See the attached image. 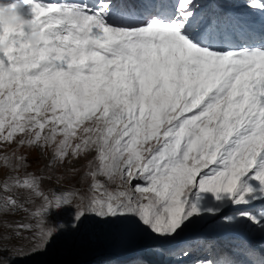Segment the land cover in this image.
<instances>
[{"label": "snow or ice", "instance_id": "snow-or-ice-1", "mask_svg": "<svg viewBox=\"0 0 264 264\" xmlns=\"http://www.w3.org/2000/svg\"><path fill=\"white\" fill-rule=\"evenodd\" d=\"M24 2L44 39L0 52V264L90 224L177 264H264L195 235L264 236V0L258 29L214 2Z\"/></svg>", "mask_w": 264, "mask_h": 264}, {"label": "rangeland", "instance_id": "rangeland-1", "mask_svg": "<svg viewBox=\"0 0 264 264\" xmlns=\"http://www.w3.org/2000/svg\"><path fill=\"white\" fill-rule=\"evenodd\" d=\"M39 2L45 4L72 3L82 2V0H39ZM83 2L92 3L94 0H83ZM0 3L17 4L25 19L33 18L30 6L26 5L24 0H0ZM250 3L251 0H247L246 3L242 5L240 3L238 6L231 7L230 10L237 12L258 29L262 21L259 15H252L254 10L249 7ZM256 42H259L258 34ZM26 154L32 165L29 171L38 172L46 163V160L42 159L36 151ZM72 211V209H67L57 219H70ZM24 235L28 236L29 234L25 233ZM195 235L207 241L221 255L224 254L221 252L222 249H219L217 240H225L227 243L234 244L243 241L252 248L264 251V236L248 231L241 233L227 231L212 221L201 225ZM10 244L28 246L25 240L13 239ZM158 248L163 251H156ZM168 252V247L157 241L144 239L135 243L129 242L101 226L90 224L79 232H69L58 236L48 246L45 253L28 258H16L13 264H177V258L168 255ZM3 255L7 256L9 253L4 252Z\"/></svg>", "mask_w": 264, "mask_h": 264}, {"label": "clouds", "instance_id": "clouds-1", "mask_svg": "<svg viewBox=\"0 0 264 264\" xmlns=\"http://www.w3.org/2000/svg\"><path fill=\"white\" fill-rule=\"evenodd\" d=\"M21 30L26 33V43L37 49L44 39V34L30 20L25 19L19 5L0 3V33L5 36V39H0V52L9 47L7 35Z\"/></svg>", "mask_w": 264, "mask_h": 264}, {"label": "trees", "instance_id": "trees-1", "mask_svg": "<svg viewBox=\"0 0 264 264\" xmlns=\"http://www.w3.org/2000/svg\"><path fill=\"white\" fill-rule=\"evenodd\" d=\"M241 0H212L211 3H216L220 6H225V7H234L237 6L238 3ZM244 1V0H242ZM207 2H209V0H195L194 3H197L201 6V8H205L207 6ZM225 11H227L226 8H224ZM218 244H219V249L221 250V252L224 255H230L235 259H240L241 257L237 255L238 250L240 249V247L242 246V244H245V242L241 241V243H227L225 242V240H217ZM139 264H143V263H139Z\"/></svg>", "mask_w": 264, "mask_h": 264}]
</instances>
